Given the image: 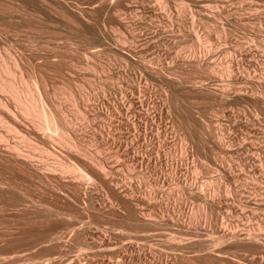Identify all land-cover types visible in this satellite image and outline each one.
I'll use <instances>...</instances> for the list:
<instances>
[{"label":"rangeland","instance_id":"rangeland-1","mask_svg":"<svg viewBox=\"0 0 264 264\" xmlns=\"http://www.w3.org/2000/svg\"><path fill=\"white\" fill-rule=\"evenodd\" d=\"M217 1L50 0L35 15L20 12L25 15L18 16L22 21L11 17L10 22L28 26L20 27V32L11 30L8 39L0 32V46L8 45L27 77L47 85L52 105L59 106L74 125L77 122L82 143H88L86 149L100 156L113 172V186L124 187L111 191L110 182L111 186L86 158L64 146L67 138L63 141L61 135L60 140L59 134L46 129L44 135L35 133L30 118L19 113L15 123L21 134L27 136L31 130V142L20 141L21 135L13 132L7 134L10 142L3 143H10L9 148L12 143L25 147L21 150L34 154L36 160L31 157L23 164L12 147L0 144L6 149H0V264H79L83 259L81 264L88 260H84L87 255L92 264H264V239L258 246L247 234L251 230V234L264 235V0ZM7 93L3 96L10 101ZM79 93H87L90 101V117L85 122L77 111L86 107ZM108 99L115 100L114 106ZM97 107L107 109L109 117L107 113L102 118L94 115ZM132 122L138 127L131 133ZM48 134L55 141L45 140L43 136ZM138 150L144 154L152 151L151 157L142 158ZM118 151L122 159L117 162L112 155ZM135 157L139 160H133ZM60 158L77 169L90 170L95 179H78L63 171L56 162ZM131 161L137 162H133L136 171L128 167ZM120 188L124 189L121 195L117 193ZM150 190L157 198L142 200ZM148 207L159 218L160 213L162 219L165 216L158 226L144 222L147 225L139 223L136 228L124 221L133 213H148ZM169 215L177 221L166 225ZM222 224L230 234L215 246L214 237L224 232ZM148 227L152 236L147 242L138 240ZM232 232L242 236L237 239L233 234L235 239H229ZM196 235H203L206 243L199 236L201 241L195 240Z\"/></svg>","mask_w":264,"mask_h":264},{"label":"bare ground","instance_id":"bare-ground-1","mask_svg":"<svg viewBox=\"0 0 264 264\" xmlns=\"http://www.w3.org/2000/svg\"><path fill=\"white\" fill-rule=\"evenodd\" d=\"M50 0H0V6H1V10H0V32H3V33H5L6 35H7V37H6V35H5V38H7L8 39V37H9V35H11L10 33H11V30H13L14 29V31L16 30H18V29H20V31H21V28L20 27H22V29H23V27L24 26H28V25H23V24H21V25H23V26H21L20 25V23H18V24H16L17 22L16 21H12V22H10L11 21V17H17L18 19H19V17L22 15V18L25 16L24 14L26 13V11H28L29 13L32 11L33 12V14L35 15V13L34 12H37V11H39V10H41L40 9V5H42L43 3H47V2H49ZM197 1V0H196ZM199 1V0H198ZM215 1V0H214ZM217 1V0H216ZM253 1V0H252ZM262 1V0H261ZM195 2V1H194ZM218 2V1H217ZM224 2V1H223ZM257 2V1H256ZM60 3V2H59ZM216 3V2H215ZM214 3V4H215ZM254 3H255V1H254ZM259 4H260V2H258ZM196 4H199L198 2L196 3ZM217 4V3H216ZM263 4V3H262ZM55 5V4H54ZM53 5V6H54ZM201 5V4H200ZM250 5H251V3H250ZM184 6V5H183ZM215 6V5H214ZM211 7H213V5L211 6ZM210 7V8H211ZM254 7V6H253ZM259 7H261V6H259ZM47 8V7H46ZM206 8V7H205ZM216 8V7H215ZM257 8V7H256ZM7 10H8V12H7ZM257 10V9H256ZM259 10V9H258ZM22 11H24V12H22ZM206 11V10H205ZM20 12H22V13H24V14H19ZM45 12V11H44ZM12 13H18V15L17 16H14V15H11ZM42 14V13H41ZM32 15V14H31ZM48 15V14H47ZM46 15V16H47ZM19 16V17H18ZM40 17H41V15H39ZM37 17V16H36ZM43 17V16H42ZM120 17V16H119ZM16 18V19H17ZM48 18V17H47ZM118 18V17H117ZM214 18H215V16H214ZM13 19V18H12ZM15 19V18H14ZM15 19V20H16ZM17 19V20H18ZM25 19V18H24ZM23 19V20H24ZM45 19V18H44ZM18 21H22L21 19H19ZM38 21H39V19H38ZM14 22H16V23H14ZM28 22V21H27ZM42 22H43V20H42ZM41 22V23H42ZM122 22V21H121ZM22 23H24V22H22ZM38 24V23H37ZM36 24V25H37ZM31 25H32V23H31ZM39 25V24H38ZM32 27V26H31ZM40 27V26H39ZM43 27V26H42ZM33 28V27H32ZM27 28H25V30H26ZM32 30V29H31ZM35 30V29H34ZM194 30V29H193ZM20 31H17V32H20ZM10 32V33H9ZM29 32V31H28ZM188 32H189V30H188ZM31 33V32H30ZM35 33V32H34ZM192 33V32H191ZM196 32H194L193 34H195ZM19 34V33H18ZM23 34V33H22ZM2 35V34H1ZM23 35H25V34H23ZM33 35V34H32ZM16 36H18V35H16L15 34V36L14 37H16ZM196 36V35H195ZM198 36V35H197ZM3 37V36H2ZM193 38H195V37H193ZM196 39V38H195ZM3 40V39H2ZM5 40V39H4ZM10 40V39H9ZM12 40V39H11ZM10 40V41H11ZM14 40V39H13ZM124 40V39H123ZM8 41V40H7ZM10 41H8L9 43H10ZM124 42H126V41H124ZM9 43H7V44H9ZM98 43V42H97ZM117 43V42H116ZM127 43V42H126ZM134 43V42H133ZM262 45V44H261ZM9 46H11V45H9ZM13 46V45H12ZM11 46V47H12ZM16 46V45H15ZM20 46H22V45H20ZM136 46V45H135ZM251 47V46H250ZM16 48V47H15ZM258 48V47H257ZM262 48V47H261ZM261 48H259V49H261ZM11 49H13V48H11ZM12 51L10 50V48L8 47V45H5V46H0V144H1V142L3 143L4 141H7V139L9 138H7V134L9 133H12L13 134V132L16 134V133H18L19 135H21L20 137L22 138H18V141L20 140V141H27V142H31L29 139H28V136L32 133H30V131H27V132H29V135H27L26 136V134H21L20 132H23L22 131V129H21V131L18 129L19 127V125H18V123L16 122L15 123V121H18L19 119H17V117H18V115H19V113L20 114H22V115H24V116H26L27 118L29 117L30 119H29V121H28V123L29 122H31L32 124L31 125H33L32 127H34V132H35V129H36V132L35 133H37V132H39V133H37V134H40L41 132H42V130L43 129H46L47 131H48V133L49 132H51V133H55V135L56 134H59L58 136H59V138H60V140L62 139V137H65L64 139H62L63 141L66 139L67 140V144L66 145H64V146H68V147H66V148H70V150H71V152H73L74 153V155H78V156H80V157H82V158H86L87 160H88V162H89V164H91V167L93 166L94 168H93V170L94 169H96V172L99 174V175H101L102 176V178H104V179H107V182L109 181L110 182V184L112 185V187H109V188H112V190L111 191H113V189H115V190H117V188H119L120 186L121 187H124V186H122V185H119L118 187L116 186H113V183H115L116 181L114 180L113 181V177L112 176H114L113 175V172L112 171H110V169H108L107 168V166L104 164V162H102V160H100V156L99 157H95V155H93V154H91V153H89V150H87L86 148L87 147H85L86 145H88V143L85 145L84 144V142L82 143V140H81V136H80V132L79 131H77V130H79V129H77V127L75 126L76 125V123H75V125L72 123V120L71 121H69V119L67 118V116L64 114V112L63 111H61L60 109H58V107L59 106H56L54 103H53V105H52V99H49V97L50 98H52L51 97V95H49V93H50V91H48V87H47V85L46 84H44L43 82H41V83H43V84H41L40 85V82H38L37 80H36V77H32V79L30 78V77H27L28 75H25L24 73L25 72H23V70L25 69H23V68H20V65H19V62L17 61V59L15 58V56L13 57L12 56V54L13 53H11ZM15 55V54H14ZM130 55V54H129ZM12 59L13 60V64L12 65H14L12 68H10V66H9V64H8V62H7V60L8 59ZM9 59V60H10ZM131 60V59H130ZM127 61V60H126ZM125 61V62H126ZM21 63V62H20ZM130 63V62H129ZM128 64V63H127ZM143 64V63H142ZM142 66V65H141ZM151 66V65H150ZM210 66V65H209ZM102 67V66H101ZM147 67H148V65H147ZM141 68V67H140ZM143 68V67H142ZM155 68V67H154ZM214 68V67H213ZM23 69V70H22ZM102 69V68H101ZM103 69H104V67H103ZM102 69V70H103ZM153 69V68H152ZM212 69V68H211ZM166 70H168V69H166ZM172 70V69H171ZM214 70V69H213ZM231 70V69H230ZM106 71V70H105ZM153 71V70H152ZM165 71V70H164ZM216 71V70H215ZM215 71H213V72H215ZM221 71V70H220ZM228 71V70H227ZM236 71V70H235ZM155 72V71H154ZM163 72V71H162ZM242 72V71H241ZM152 73V72H151ZM174 73V72H173ZM216 73V72H215ZM223 73H224V70H223ZM228 73H229V71H228ZM230 73H231V71H230ZM229 73V74H230ZM162 74V73H161ZM163 74H165L164 72H163ZM170 74H172V73H170ZM234 74V73H233ZM239 74V73H238ZM6 75H9V76H11V79H6L7 77H6ZM139 75V74H138ZM150 75V74H149ZM8 76V77H9ZM137 76V75H136ZM159 76V75H158ZM172 76V75H171ZM170 76V77H171ZM233 76V75H232ZM178 76H176V78H177ZM182 78V77H181ZM241 78H243V77H241ZM247 78H248V76H247ZM147 79V77L145 78V80ZM171 79V78H170ZM174 79V78H173ZM251 79H252V77H251ZM137 80V79H136ZM168 80V79H167ZM247 80V79H246ZM138 81V80H137ZM140 81H142V80H140ZM147 81V80H146ZM178 81V80H177ZM176 81V82H177ZM167 82V81H166ZM180 82V81H179ZM139 83V82H138ZM178 83V82H177ZM195 83H197V82H195ZM130 84H131V82H130ZM174 84V83H173ZM182 84V83H181ZM186 84V83H185ZM119 85V84H118ZM122 85V84H121ZM125 85V84H124ZM169 85V84H168ZM175 85V84H174ZM194 85V84H193ZM249 85V84H248ZM120 86V85H119ZM118 86V87H119ZM140 86V85H139ZM138 86V87H139ZM188 86V85H187ZM200 86V85H199ZM172 87V86H171ZM173 87H175V86H173ZM193 87V86H192ZM113 88H114V85H113ZM167 88V87H166ZM169 88V87H168ZM179 88H180V86H179ZM201 88V87H200ZM116 89V88H115ZM130 89V88H129ZM137 89V88H136ZM163 89V88H162ZM229 88H227V90H228ZM116 90H118V89H116ZM120 90H122V88L120 89ZM125 90V89H124ZM127 90V89H126ZM140 90V89H139ZM164 90V89H163ZM174 90V89H173ZM176 90V89H175ZM231 90V89H230ZM235 90H237V89H234V91ZM241 90V89H240ZM8 91V93L7 94H9L10 93V98H11V102L10 101H8L9 100V97H8V100H7V98H5L4 96H3V92H7ZM123 91V90H122ZM122 91H120L121 93H122ZM197 91V90H196ZM203 91V90H202ZM225 91V90H224ZM223 91V92H224ZM54 92V91H53ZM82 92V91H81ZM118 92V91H117ZM116 92V94H118ZM222 92V93H223ZM235 92H237V91H235ZM242 92H244V91H242ZM246 92V91H245ZM69 93V92H68ZM73 93V92H72ZM105 93V92H104ZM115 93V92H114ZM132 93V92H131ZM227 93V92H226ZM238 93V92H237ZM70 94V93H69ZM80 94V93H79ZM116 94H115V96H116ZM218 94V93H217ZM220 94V93H219ZM228 94V93H227ZM54 95H56V93L54 94ZM81 95V94H80ZM124 95V94H123ZM138 95V94H137ZM75 96V95H74ZM79 96V95H78ZM55 97V96H54ZM54 97H53V99H54ZM81 100H83V104H86V107L84 106V110L83 109H81V108H78V112H79V117L81 116L83 119H84V122H85V120L87 119V116L89 115H87V113H89L88 112V108H87V104H89V103H87V102H90L89 101V97H88V95H87V93H86V95H84V94H82L81 96ZM136 97V96H135ZM222 97V96H221ZM140 98V97H139ZM227 98V97H226ZM225 98V99H226ZM229 98V97H228ZM51 102H50V101ZM71 100V99H70ZM74 100H76V98L74 99ZM114 100V99H113ZM258 100V99H257ZM107 101V100H106ZM108 101H110V99H108ZM142 100L140 99V102H141ZM259 101V100H258ZM108 103V102H107ZM110 103H113L112 101H110ZM114 103H115V100H114ZM114 103L112 104L113 106H114ZM224 103H225V101H224ZM223 103V104H224ZM229 103V102H228ZM74 104V103H73ZM76 104H77V102H76ZM108 105V104H107ZM111 104H109V106H110ZM116 105V104H115ZM120 105V104H119ZM131 105V104H130ZM225 105V104H224ZM227 105V104H226ZM57 108H56V107ZM82 106V105H81ZM91 106V105H90ZM112 106V107H113ZM116 106H118V104L116 105ZM129 106V105H128ZM14 107V108H13ZM55 107V108H54ZM74 107H76V106H74ZM102 106H100V108H101ZM130 107V106H129ZM132 107V106H131ZM99 107H97L96 109H94V115H98L99 117L102 115V116H106L105 115V113H107V115H108V112L106 111L107 109H108V106H107V109L104 111L103 109H100ZM102 108H104V106L102 107ZM111 108V107H110ZM109 108V109H110ZM115 108V107H114ZM14 109V110H13ZM17 109V110H16ZM76 109V108H75ZM89 109H91V108H89ZM116 109H120V106H119V108L118 107H116ZM122 109V108H121ZM126 110L128 109V108H125ZM15 110L17 111V112H15ZM86 110H87V112H86ZM130 109H128V111H129ZM145 110V109H144ZM90 111V110H89ZM116 111H118V114H119V112H121L120 110H116ZM123 111V110H122ZM125 111V110H124ZM131 111V110H130ZM139 111V110H138ZM115 111L113 110V113H114ZM126 112V111H125ZM144 112H146V111H144ZM96 113V114H95ZM117 113V112H116ZM124 113V112H123ZM127 113V112H126ZM131 113V112H130ZM92 113H90V115H91ZM104 114V115H103ZM121 114V113H120ZM132 114V113H131ZM148 114V113H147ZM78 115V114H77ZM76 115V116H77ZM114 115V114H113ZM113 115H111L110 117H112ZM128 115H130V114H128ZM127 114H126V116H128ZM135 115H136V113H135ZM145 115V114H144ZM143 115V116H144ZM102 116H101V118H102ZM115 116V115H114ZM121 116H123L122 114H121ZM130 116H132V115H130ZM129 116V117H130ZM134 116V115H133ZM141 116V115H140ZM88 117H90V116H88ZM108 117H109V115H108ZM142 117V116H141ZM26 118V119H27ZM78 118V117H77ZM81 118V119H82ZM104 118V117H103ZM127 119H128V117H126ZM139 118V117H138ZM25 119V118H24ZM23 119V120H24ZM79 119V118H78ZM97 119V118H96ZM106 119V118H105ZM114 119H115V117H114ZM118 118H116V120H117ZM130 119H131V117H130ZM146 119V118H145ZM151 119V118H150ZM90 120V119H89ZM122 120H124V119H122ZM121 120V121H122ZM126 120V119H125ZM132 120H133V118H132ZM131 120V121H132ZM79 121H80V119H79ZM111 121V120H110ZM120 121V120H119ZM134 121H135V119H134ZM133 121V122H134ZM25 122V121H24ZM81 122V121H80ZM83 121L81 122V123H84ZM115 122V121H114ZM118 122V121H117ZM132 122V123H133ZM136 122V121H135ZM142 122V121H141ZM146 122V121H145ZM23 123V122H22ZM119 123V122H118ZM142 123H144V122H142ZM88 124V123H87ZM140 124V123H139ZM148 124V123H147ZM22 124H20V126H21ZM132 125V124H131ZM136 125V124H135ZM103 126V125H102ZM101 126V127H102ZM105 126V125H104ZM117 126H118V124H117ZM119 126H121V125H119ZM123 126V125H122ZM26 127V126H25ZM79 127V126H78ZM125 127H127V126H125ZM130 126L128 125V128H129ZM136 127H138V126H134V123H133V127H132V130L130 131V130H128L129 132H134L133 130L136 128ZM76 128V129H75ZM104 128V127H103ZM144 128H146V130L148 131L149 129L145 126ZM143 128V129H144ZM152 129H153V127H151ZM155 128V127H154ZM4 129V130H3ZM23 129H24V127H23ZM96 129V128H95ZM106 129V128H105ZM104 129V130H105ZM122 129V128H121ZM142 129V130H143ZM3 130V131H2ZM26 130V129H25ZM41 130V131H40ZM45 130V131H46ZM96 130H98V128L96 129ZM137 130H139V128H137ZM141 130V129H140ZM139 130V131H140ZM145 130V129H144ZM143 130V131H144ZM20 131V132H19ZM44 131V130H43ZM71 131L74 133V134H72L71 133ZM102 130H99V132L100 133H102L103 134V131L101 132ZM116 131H118V130H116ZM122 131H124V130H122ZM138 131V132H139ZM143 131H142V133H143ZM152 131V130H151ZM156 131V130H155ZM25 132V131H24ZM95 132H98V131H95ZM105 132V131H104ZM137 132V131H136ZM137 132V133H138ZM154 132V131H153ZM153 132H151V133H153ZM44 132H42L41 134L42 135H44L45 133H47V132H45L44 134H43ZM72 135H71V134ZM114 133V132H113ZM130 133V134H131ZM149 133V132H148ZM148 133H146V135H149ZM157 133V132H156ZM8 134V135H9ZM14 134V135H15ZM52 134V135H53ZM121 134V133H120ZM134 134H136V133H134ZM141 134V133H140ZM223 134V133H222ZM41 135V136H42ZM62 135V137H60ZM73 135H75V136H77L78 138H80V141H81V143H79L78 141H74V138L75 137H73ZM106 135V134H105ZM107 135H108V133H107ZM114 135V134H113ZM117 135V134H116ZM126 135V134H125ZM129 135V134H128ZM139 135V134H138ZM143 134H141V136H142ZM146 135H145V142L147 141V138H146ZM157 135V134H156ZM221 135V134H220ZM31 136V135H30ZM37 136V135H36ZM54 136V135H53ZM80 136V137H79ZM95 136H96V133H95ZM101 136V135H100ZM111 136V135H110ZM118 136H119V134H118ZM135 136V139H136V135H134ZM144 136V135H143ZM158 136V135H157ZM13 137H15V136H13ZM44 137V139L45 138H47V141L49 140L50 142L51 141H53L54 139L51 137V134H48L47 136H43ZM57 137V136H56ZM84 137V136H83ZM94 137V136H93ZM102 137V136H101ZM104 137V136H103ZM148 137V136H147ZM153 137V136H152ZM160 137V136H159ZM40 138V137H39ZM119 138V137H118ZM131 138H132V136H131ZM130 138V139H131ZM138 138V137H137ZM219 139H221L220 137H218ZM224 138V137H223ZM32 139V138H31ZM57 139V138H56ZM83 139V138H82ZM100 139V138H99ZM101 139H103V138H101ZM105 139V138H104ZM108 139V138H107ZM116 139V138H115ZM129 139V140H130ZM185 139V138H184ZM46 140V139H45ZM44 140V141H45ZM65 140V141H66ZM76 140V139H75ZM121 140V139H120ZM126 140V139H125ZM140 140V139H139ZM142 140H144V137H143V139ZM226 140V139H225ZM8 141H9V139H8ZM7 141V142H8ZM42 141V140H41ZM55 141V140H54ZM84 141V140H83ZM102 141V140H101ZM106 141V140H105ZM221 141V140H220ZM244 141H245V139H244ZM10 142V141H9ZM57 142V141H56ZM117 142V141H116ZM129 142V141H128ZM131 142H132V139H131ZM140 142V141H139ZM149 142H150V140H149ZM221 142H223V140L221 141ZM4 143H6V142H4ZM3 143V146H5L7 149H10L11 147V149L12 150H14L13 152H15L14 154H16V156H17V158H18V160L20 161V162H22L23 164L24 163H29L30 162V160H32V158L31 157H33L35 160H36V157L35 156H33L34 154H31V153H29L28 151H25V153H24V151H22L25 147H23V149L21 148L22 146H20V145H18L17 143H16V145H14L12 142V144L11 145H13V146H10V148H9V145H10V143H8V144H4ZM21 143V142H20ZM24 143V142H23ZM35 143V142H34ZM48 143V142H47ZM58 143V142H57ZM56 143V144H57ZM64 143V142H63ZM96 143V142H95ZM109 143V142H108ZM118 143V142H117ZM133 143V142H132ZM143 143V142H142ZM26 144V143H25ZM35 144H38V143H35ZM50 144V143H49ZM52 144V143H51ZM54 144V143H53ZM148 144V142L146 143V145ZM219 144V143H218ZM230 144V143H229ZM30 145V144H29ZM28 145V146H29ZM55 145V144H54ZM59 145H61V144H58V146ZM100 145V144H99ZM121 145H123L122 143H121ZM127 145V144H126ZM146 145H145V147H146ZM149 146V148L151 147L150 145V143L148 144ZM153 145V144H152ZM157 145V144H156ZM231 145V144H230ZM20 146V147H19ZM31 146V145H30ZM34 145H32V147H33ZM37 146V145H36ZM50 146V145H49ZM106 146V148H107V145H105ZM104 146V147H105ZM118 146V145H117ZM129 146V145H128ZM128 146H124L126 149H127V147ZM135 146V145H134ZM221 146V145H220ZM1 147V146H0ZM4 147V148H5ZM142 147V146H141ZM140 147V148H141ZM44 148V147H43ZM50 148H52V147H50ZM61 148V147H60ZM89 148V147H88ZM121 148H122V146H121ZM153 148V147H152ZM160 148H161V146H160ZM159 148V149H160ZM226 148V147H225ZM229 148V147H228ZM0 149H2V148H0ZM22 149V150H21ZM34 150V148H31V150ZM37 149V148H36ZM48 149V148H47ZM46 149V150H47ZM65 149V148H64ZM105 149V148H104ZM133 149V148H132ZM143 149V148H142ZM145 149V148H144ZM2 150H4V149H2ZM6 150V149H5ZM4 150V151H5ZM24 150H26V149H24ZM43 150V149H42ZM42 150H41V153H42ZM45 150V149H44ZM44 150H43V152H44ZM60 150V149H59ZM68 150V149H67ZM111 150V149H110ZM117 150V149H116ZM121 150V149H120ZM128 150V149H127ZM148 150V149H147ZM154 150V149H153ZM182 150H186V149H183L182 148ZM11 151V150H10ZM50 151V150H49ZM52 151V150H51ZM109 151V150H108ZM139 151V150H138ZM13 152H11V153H13ZM28 154H27V153ZM34 152H35V150H34ZM37 152H38V150H37ZM47 152V151H46ZM62 152V151H61ZM110 152V151H109ZM108 152V153H109ZM123 152H126V151H124L123 150ZM127 152H129V151H127ZM152 152V151H151ZM151 152H147V154H144V153H141L140 151L139 152H137L138 153V155H141L142 156V158L143 157H146V156H150V153ZM4 153H6V152H4ZM50 153V152H49ZM52 153V152H51ZM95 153V152H94ZM104 153V152H103ZM161 153V152H160ZM183 153V152H182ZM1 154H3V153H1ZM0 154V155H1ZM8 154H9V152H8ZM32 156H31V155ZM39 154V153H38ZM63 154V153H62ZM96 154V153H95ZM98 154V153H97ZM120 154V152L118 151V153H115L114 155H112V157L114 156L115 158H116V160L117 159H122V158H120V156L121 155H119ZM134 154H135V152H134ZM6 155V154H5ZM9 155H11V154H9ZM8 155V156H9ZM56 155V154H55ZM99 155V154H98ZM108 155V154H107ZM109 155H111V154H109ZM131 155V154H130ZM157 155H158V153H157ZM133 157H134V155H132ZM159 156V155H158ZM6 157V156H5ZM56 157V156H55ZM59 157V156H58ZM111 157V158H112ZM125 157V156H124ZM151 157V156H150ZM12 158H14V157H12ZM38 158V157H37ZM99 158V159H98ZM109 158H110V156H109ZM114 158V159H115ZM157 158V157H156ZM159 158V157H158ZM41 159V158H40ZM39 159V160H40ZM63 159V158H62ZM81 159V158H80ZM83 159V160H84ZM85 159V160H86ZM138 159V158H137ZM137 159H136V157H135V159H133V160H136L137 161ZM141 159V158H140ZM149 159V158H148ZM161 159V158H160ZM34 160V161H35ZM70 160V159H69ZM73 160H74V158H73ZM86 160V161H87ZM108 160V159H107ZM107 160H105V161H107ZM110 160V159H109ZM113 160V159H112ZM115 160V161H116ZM120 160H119V162H120ZM139 160V159H138ZM143 160V159H142ZM41 161V160H40ZM60 161V162H59ZM59 161H56V162H58L59 164H58V166H59V168H61L63 171H65V172H71V173H73V174H75L76 176H77V178L79 179V178H82L83 180L84 179H95L92 175L94 174V173H89V171L87 172V170H84L83 168H82V170H81V168L78 166V169H77V166H74V165H71V164H69V163H67V162H65V161H62L61 160V158H60V160ZM136 161H133V162H135V163H137ZM37 162H38V160H37ZM55 162V161H54ZM83 162V161H82ZM117 162H118V160H117ZM127 162H128V159H127ZM132 162V161H131ZM130 163L129 164V166L128 167H130L132 170H137V165L135 164V163ZM140 163H142L141 161H139ZM42 163H43V161H42ZM33 164V163H32ZM55 164V163H54ZM57 164V163H56ZM111 164V163H110ZM128 164V163H127ZM20 165V164H19ZM42 165V164H41ZM86 165H87V163H86ZM113 165V164H112ZM23 166V165H22ZM29 166V165H28ZM31 166V165H30ZM32 166H34V165H32ZM43 166V165H42ZM57 166V165H56ZM27 167V166H26ZM38 167H39V162H38ZM112 167V166H111ZM110 167V168H111ZM119 167V166H118ZM139 167V166H138ZM141 167V166H140ZM143 167V166H142ZM30 168V167H29ZM44 168V167H43ZM48 168V167H47ZM50 169H51V167H49ZM121 168V167H120ZM36 169H38V168H36ZM49 169V170H50ZM53 169V168H52ZM89 169V168H88ZM116 169H117V167H116ZM129 169V168H128ZM140 169V168H139ZM27 170V169H26ZM41 170V169H40ZM39 170V171H40ZM46 170H48V169H46ZM55 170H56V168H55ZM141 170V169H140ZM144 170V169H143ZM231 170V169H230ZM43 171V170H42ZM52 171V170H51ZM59 171V170H58ZM47 172V171H46ZM60 172V171H59ZM94 172V171H93ZM147 172H149V171H147ZM49 173V172H48ZM51 173V172H50ZM53 173H56V172H53ZM136 173V175H137V172H135ZM139 173V172H138ZM61 174H62V172H61ZM141 173H139V175H140ZM98 175V176H99ZM135 175V176H136ZM144 175V177L147 175H145V174H143ZM142 175V176H143ZM230 175H232V174H230ZM61 176V175H60ZM71 176H73L72 174H71ZM95 176V175H94ZM141 176V175H140ZM41 177V176H40ZM44 177V176H43ZM74 177V176H73ZM93 177V178H92ZM112 177V178H111ZM129 177V176H128ZM133 177V176H132ZM137 177H139V176H137ZM148 177V176H147ZM155 177V176H154ZM46 178V177H45ZM66 178V177H65ZM99 178V177H98ZM121 178V177H120ZM136 178V177H135ZM43 179V178H42ZM75 179V178H74ZM124 179V178H123ZM138 180L140 179L141 180V178L139 177V178H137ZM36 180V179H35ZM41 180V179H40ZM81 180V179H80ZM88 180V181H89ZM99 180V179H98ZM117 180V179H116ZM125 180V179H124ZM128 180V179H127ZM131 180V179H130ZM138 180H136V181H138ZM143 180V179H142ZM154 180V179H153ZM38 181V180H37ZM101 181V180H100ZM99 181V182H100ZM106 181V180H105ZM42 182V181H41ZM74 182V181H73ZM83 182V181H82ZM85 182V181H84ZM109 182L107 183V184H109ZM113 182V183H112ZM126 181H124V183H125ZM147 182H149V181H147ZM1 183H2V181H1ZM44 183V182H43ZM76 183V182H75ZM103 183V182H102ZM118 183V182H117ZM123 183V182H122ZM2 184H4V182L2 183ZM109 184V186H111ZM121 184V183H120ZM130 184V183H129ZM131 184H132V182H131ZM136 184V183H135ZM138 184H139V182H138ZM176 184V183H175ZM179 184V183H178ZM101 185V184H100ZM134 185V184H133ZM133 185H132V187H133ZM149 185V184H148ZM3 186V185H2ZM2 186L0 187V188H2ZM105 186V185H104ZM127 186H130V185H128V183H127ZM140 186H141V184H140ZM178 186V185H177ZM102 187V186H101ZM131 187V188H132ZM155 187V186H154ZM104 188V187H103ZM138 188V187H137ZM152 188V187H151ZM156 188V187H155ZM3 189H5V187H3ZM121 189V188H120ZM118 189V191H117V193H120V195H121V193L123 192V190L124 189ZM127 189V188H126ZM129 189V191H131V189L130 188H128ZM153 189V188H152ZM158 189V188H157ZM161 189H162V187H161ZM134 192V194H135V190L134 189H132ZM144 190H146V189H144ZM155 190V189H154ZM110 191V192H111ZM153 190H150L149 192L150 193H147V191H146V194L143 196L142 194V196H143V199H142V196H141V199L142 200H150V199H155V197H156V195H154L153 196V192H152ZM159 191H160V189H159ZM63 192V191H62ZM142 192V191H141ZM141 192H139V193H141ZM144 192V191H143ZM181 192V191H180ZM133 193H131L130 192V194H133ZM156 193V192H155ZM158 193V192H157ZM203 193V192H202ZM136 194H137V192H136ZM116 195V194H115ZM124 195V194H123ZM138 195V194H137ZM210 195V194H209ZM242 195V194H241ZM66 196V195H65ZM139 196H140V194H139ZM211 197H209L210 199H212L213 198V196H212V194L210 195ZM113 197V196H112ZM132 197H134V196H132ZM137 197V196H136ZM208 197V196H207ZM138 198V197H137ZM157 198V197H156ZM140 199V198H139ZM140 199V201H142ZM208 199V198H207ZM210 199H209V201H210ZM118 200V199H117ZM122 200V199H121ZM135 200V199H134ZM151 201V200H150ZM160 201V200H159ZM211 201H213V200H211ZM122 202H123V200H122ZM150 203V202H149ZM149 203H147L146 202V205L147 204H149ZM211 203H213V202H211ZM144 204V203H143ZM156 204V203H155ZM129 205V204H128ZM140 205V204H139ZM162 205V204H161ZM160 205V206H161ZM211 205V204H210ZM126 206H127V204H126ZM125 206V207H126ZM144 206V205H143ZM151 206V205H150ZM142 207V206H141ZM143 208V207H142ZM146 208V207H145ZM150 208H152V207H150ZM161 208V207H160ZM128 209V208H127ZM135 210H137L136 208H135ZM148 213L147 212H145V214H140V215H142V216H138V215H135L133 212V214H131V215H128L127 217H124V221L126 220V222L128 223H130L131 225H134L136 228L140 225L139 223H144V222H146L148 225H152L153 224V226H154V224H160L161 222L159 221V219L161 218V213H160V218L157 216V215H155L154 213H153V211L151 210V209H149V207H148ZM149 210L151 211V212H149ZM146 211V210H145ZM131 213V212H130ZM129 213V214H130ZM140 213V212H139ZM141 213H143V212H141ZM147 213V214H146ZM156 213V212H155ZM156 214H158V213H156ZM163 214V213H162ZM162 217H164L165 218V216H163L162 215ZM163 218V219H164ZM162 219V218H161ZM162 219V220H163ZM166 219H167V217H166ZM123 220V219H122ZM218 220V219H217ZM166 221V220H165ZM171 221H173V222H175V221H177V219H176V217L173 215V216H171V215H169V221L168 222H164V224H166V225H170V222ZM219 221V220H218ZM160 222V223H159ZM128 223V224H129ZM146 223H144L145 225H147ZM223 223V222H222ZM136 224H138V225H136ZM156 224V225H157ZM217 224V223H216ZM227 224V223H226ZM144 225V226H145ZM163 225V224H162ZM172 225V224H171ZM223 225V224H222ZM228 225V224H227ZM227 225H225V226H227ZM153 226H152V228H153ZM158 226V225H157ZM161 226V225H160ZM223 227H224V225H223ZM259 227V226H258ZM98 228V227H97ZM96 228V229H97ZM143 228V227H142ZM260 228V227H259ZM157 229V228H156ZM215 229V228H214ZM213 229V230H214ZM220 229V232H221V229L222 228H219ZM227 229L228 228H225L224 227V229L222 230V234L221 233H219L220 235H217V236H215L214 237V240L216 241V244H215V246L216 245H218L219 246V243H221L222 241H225V239L227 240V236L230 234L229 233V229H228V231H227ZM98 230H100V229H98ZM146 230V229H145ZM145 230H142V232L144 233H142L143 235H141V236H139V239L138 240H141V241H143V242H145L144 240H146V242H147V240L150 238V236H152L151 234H149V227H148V229L146 230L148 233L146 234L145 232ZM234 230H236V229H234ZM233 230V231H234ZM250 230V229H249ZM260 230H262L261 228H260ZM61 231V230H60ZM95 231V230H94ZM97 231V230H96ZM189 231V230H188ZM238 231V230H237ZM251 231V230H250ZM250 231H248L249 233H247V234H250L249 236H248V240H251L250 242H254L253 244H261L262 243V239H264V235L263 234H260V233H253V234H251L250 233ZM58 232V231H57ZM62 232V231H61ZM102 232H104V231H102ZM242 232V231H241ZM244 232H246V231H244ZM253 232V231H252ZM55 233V232H54ZM195 233V232H194ZM213 233V232H212ZM262 233V232H261ZM52 234V233H51ZM56 234V233H55ZM160 234V233H159ZM198 234H199V232H198ZM207 234H209V233H207ZM233 234H234V237L236 238L237 237V239H239V237L240 236H242V234L240 233V236L239 235H236V234H238V232H232L231 233V236H229V239H235V238H233ZM50 235V234H49ZM57 235V234H56ZM154 235V234H153ZM161 235V234H160ZM210 235V234H209ZM207 236V238L208 237H210V236ZM245 235V234H244ZM59 236V235H58ZM92 236V235H91ZM159 236V235H158ZM197 237H196V239L195 240H200L201 241V239H202V237L201 236H203V235H196ZM198 236L199 237H201V239L199 238V239H197L198 238ZM49 237V236H48ZM54 237V236H53ZM60 237V236H59ZM93 237V236H92ZM187 237H189V236H187ZM192 236H190V238H191ZM194 237V236H193ZM205 237H206V234H205ZM212 237V236H211ZM232 237V238H231ZM56 238H57V236H56ZM94 238V237H93ZM151 238H154V237H151ZM190 238H187L188 239V243H189V239ZM245 239H246V236L244 237ZM51 239V238H50ZM53 239V238H52ZM212 239V238H211ZM228 239V240H229ZM244 239V240H245ZM54 240V239H53ZM240 240H243V237L240 239ZM48 241V240H47ZM57 241V240H56ZM55 241V242H56ZM65 241V240H64ZM63 241V242H64ZM141 241H139V242H141ZM202 241H204L203 239H202ZM208 241V240H207ZM210 241V240H209ZM236 241V240H235ZM50 242V241H49ZM49 242H47V243H49ZM58 242V241H57ZM134 242V241H133ZM149 242H151V241H149ZM148 242V243H149ZM199 242V241H198ZM205 243H206V241H204ZM234 242V241H233ZM241 242V241H240ZM243 242V241H242ZM245 242V241H244ZM59 243V242H58ZM209 243V242H208ZM211 243V242H210ZM215 243V242H214ZM236 243H238V241L236 242ZM247 243V242H246ZM141 244H142V242H141ZM145 244V243H144ZM197 244V243H196ZM201 244V243H200ZM202 244H204V243H202ZM201 244V245H202ZM200 245V246H201ZM211 245V244H210ZM190 246V245H189ZM217 246V247H218ZM259 246V245H258ZM184 247H185V245H184ZM186 247H187V245H186ZM209 247V246H208ZM207 247V248H208ZM189 248V247H188ZM201 248V247H200ZM184 249V248H183ZM208 249H211V248H208ZM260 249V248H259ZM263 249H264V247H263ZM182 250V249H181ZM200 250V249H199ZM203 250V249H202ZM119 251V250H118ZM196 251V250H195ZM197 251H198V249H197ZM207 252H209L208 250H206ZM115 253H117V251L115 252ZM114 253V254H115ZM214 253V252H213ZM220 253V252H219ZM218 254V253H217ZM118 255V254H117ZM120 256V255H119ZM216 256V255H215ZM118 257V256H117ZM121 257V256H120ZM261 258H263V257H261ZM88 259V260H87ZM120 259V258H119ZM79 260V259H78ZM81 260H83V259H80V261H78L79 262V264H80V262H81ZM84 260H87L86 262H84V263H81V264H92L91 263V261L93 260H91L90 259V256H88L87 255V258L86 259H84ZM118 260V259H117ZM121 260V259H120ZM119 260V261H120ZM77 261V260H76ZM118 261V262H119ZM122 262V261H121ZM117 263V262H116ZM263 263V262H262Z\"/></svg>","mask_w":264,"mask_h":264}]
</instances>
